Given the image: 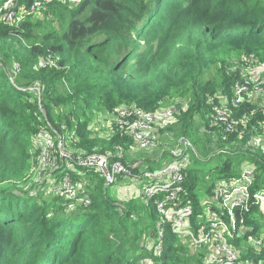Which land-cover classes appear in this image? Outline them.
<instances>
[{"label":"trees","instance_id":"16d2710c","mask_svg":"<svg viewBox=\"0 0 264 264\" xmlns=\"http://www.w3.org/2000/svg\"><path fill=\"white\" fill-rule=\"evenodd\" d=\"M4 1L0 62L19 65L22 80L14 84L0 71V264H142L145 259L150 264H218L209 262L207 249L193 253L189 238L179 239L168 225H163L164 248L158 254L161 218L156 209L143 199L136 206L116 207L106 199L109 185L95 170L69 161L56 169L59 183L69 176L82 186L89 206L57 193L51 201L39 199L15 183L40 150V131L48 130V123L58 131L52 132L57 154L63 135V150L74 157L104 155L139 170L143 158L135 157L138 145L132 136L115 123L110 136L90 128L97 112L116 115L121 108H137L174 109L178 136L199 146V159L225 157L205 192L199 191L198 170L190 166L186 171L193 228L201 195L211 196L215 180L240 172L243 163L257 168L254 191L264 189V145L254 151L242 149L248 143L236 146L237 140L264 134V107L253 104L259 93L253 80L262 82L263 92L264 80L258 73L249 76L251 93L244 94L237 109L230 107L235 119L247 120L246 126L227 132L213 127L211 119L214 108L230 102L238 82L247 80L243 70L264 68V0H83L72 8L59 0H16L17 6L3 9ZM37 1L53 15L67 12L60 31L41 33V20L8 18L23 11L29 17ZM242 57H247L244 66L234 65L232 59ZM31 86L41 88L42 101ZM255 108L258 112L251 115ZM261 207L253 205L245 214L249 231L233 241L242 246L248 237L263 238L259 255L251 247L241 252L243 260L254 263L264 262Z\"/></svg>","mask_w":264,"mask_h":264},{"label":"built area","instance_id":"2783aa9c","mask_svg":"<svg viewBox=\"0 0 264 264\" xmlns=\"http://www.w3.org/2000/svg\"><path fill=\"white\" fill-rule=\"evenodd\" d=\"M15 1H8L5 8L14 6ZM61 1L65 2V0ZM39 5L41 4L37 1L33 10ZM13 16L12 12L8 18L11 20ZM15 69L19 71L21 67L17 65ZM257 81L259 80H253V88L261 90L262 82ZM251 83L248 79L238 82L233 99L230 102L226 100V103L214 108L211 116L213 127L222 126L227 132H232L238 130L239 126H246L247 120L245 118L235 119L230 107L237 109L242 104L244 94L251 93ZM174 113V109L147 112L137 108H121L116 113L115 126L118 130L132 136L139 149H147L156 144L153 133L154 124L173 118ZM262 127L264 128V119ZM257 143L264 145L263 142ZM193 147L189 139H181V146L171 152L172 159L156 170H149V168L137 170L133 165L104 155L74 157L63 150L61 141L59 154L56 157L60 155L64 161L95 170L108 185H113L119 180H126L139 186L146 207L153 206L161 218L156 247L158 254H161L164 248L165 227L163 225H168L179 239L189 238L193 253L199 254L201 250H209L210 254L207 255L209 262L264 264L261 261L254 263L252 258L243 260L241 254L251 247L259 255L263 247V238L257 240L248 237L245 239L247 246L233 244L234 240L242 238L249 231L245 224V214L253 205L260 206L264 202V189L254 191L256 176L251 167L242 168L240 172L215 182L211 196L201 199L199 206L201 212L197 215L199 220L196 222L197 228L192 227L195 210L191 202H188L189 196L185 188L188 182L186 171L190 167L186 165L185 157ZM52 151L50 147L43 150L40 156L43 166L50 165ZM55 165L56 162L52 164L53 169H56ZM55 193L71 200H77L86 206L91 205V198L82 190V186L75 184L69 176L63 178L62 182L55 186Z\"/></svg>","mask_w":264,"mask_h":264},{"label":"rangeland","instance_id":"374dc122","mask_svg":"<svg viewBox=\"0 0 264 264\" xmlns=\"http://www.w3.org/2000/svg\"><path fill=\"white\" fill-rule=\"evenodd\" d=\"M8 1L11 2L14 0H5L3 2L4 3L3 9L5 8L6 3ZM59 1L62 2L61 0ZM82 1L83 0H65V2L63 3L69 6V8H72L77 4L81 3ZM14 4L15 6H17L16 1ZM48 8L49 6L39 5L38 7H36L34 11H32L34 12L33 14L30 15V13H27V15H30L29 17L22 15L24 11L21 12V15L19 12V15H17L16 17L15 16L12 17V21L13 20L15 21L16 19L18 21L26 19V20H31L33 22H35L36 20H41V29L39 30V32L43 33L45 30L48 29H54L60 31L61 28L63 27L62 25L64 24V21H66L68 18L67 12L66 14L64 12L65 14L64 16L60 12L53 15L48 11ZM244 59H247V57H245ZM244 59L243 57L239 59L235 58L232 59V62L235 65L236 61H238L237 63H240L241 66L242 65L244 66V62H243ZM0 64H1L0 71L1 70L5 71L8 77L11 79V81L14 84L16 83L18 85L19 81L22 80L20 75L21 70L17 71L15 67L14 66L11 67V65L7 67L3 62H0ZM256 70L253 71L243 70V73H241V77H243L244 79H248L249 76L258 73L259 77L264 80V68L258 69L257 72ZM28 89L31 92H34L41 100V93H42L41 88L31 86ZM258 92L259 93H254L255 94L254 100H256V102L253 104L256 106H258L259 104V107L261 108L260 103L263 104L262 101L264 100V92L261 90H258ZM251 107L254 108L253 105H251ZM255 109L256 110H254L251 115H255V113L258 112L257 108ZM115 120H116V115L114 114H109V113L105 114L103 112H97L95 113V115H93V122L91 123L90 128L92 130L97 129V131L102 135L110 136L108 134L112 133L114 129ZM200 122H201L200 119L196 121L198 127H200L201 125ZM175 124L176 121L173 118L171 120H165L154 124L153 133L156 142L155 146L147 149L138 148L135 156L137 159L143 158L142 159L144 163L143 167L146 166L148 168L149 166H151L149 165L150 163L152 164L156 162L165 163L170 159H172L171 152L173 150H177L181 146V138L178 136L179 133L177 131V126ZM47 125L49 128L48 130L43 128L40 131V135H39L40 150H36V154H34V156H32V158L28 160V162L26 163L25 174L19 179H17V182L15 184H17L18 187L22 188L25 192L28 191L31 192L32 194L33 193L35 195L37 194L39 199L45 198L46 200L51 201L55 196L54 195L55 189L53 183L55 185L59 183V179L58 178L56 179L57 177L56 175H58V171H56V169L60 168V166L62 165H66L67 162H65L60 155L56 157L57 152L54 151V147L56 145V136L53 135L52 132L58 133V131L53 127L51 123H48ZM60 138L64 147L65 136L60 135ZM250 139L251 142L249 141ZM244 140L245 137L240 141L237 140L238 143L236 144V146H241L245 143H248V145L242 147V149L247 151H254V149H257L259 146V143L257 142L264 143V134L254 135L253 137L247 138V141ZM47 146L53 149L52 151L53 155L51 156L50 165L43 166L40 156L44 149L49 148ZM226 149L230 150L229 147H227ZM197 150L201 153V150L198 145H196V147L194 146L192 150L188 151L185 157L186 165L187 166L190 165L192 169L194 168L195 170H198L196 175L200 182L199 191L205 192L204 189H207L211 185V183H213V179L216 173L218 172L215 169L224 162L223 160L225 159V157L217 156V157H213L210 161L205 162L203 158L199 159ZM164 152L167 153V155ZM132 154L135 155L134 152ZM54 162H56L55 165L56 169L52 168V164ZM70 168L75 169V166L71 165ZM251 168L254 170V172L257 169L255 166H251ZM217 181L218 179L215 180V182ZM205 197L208 196L205 194L201 195V199ZM106 199L112 202L116 207L122 209L127 208L128 207L127 204H133V206H136L137 204L143 203L138 186L133 182L126 180L119 181L113 185H109V187L106 190ZM260 206H262L260 210L264 211V202ZM261 232L264 233V223H261ZM253 239H255V237H253ZM145 244L148 246V250H151L152 242L150 240H146ZM241 245L247 246V242L244 241L241 243ZM148 263L150 264L151 262L145 259L143 260L142 264H148Z\"/></svg>","mask_w":264,"mask_h":264},{"label":"crops","instance_id":"0c3cea01","mask_svg":"<svg viewBox=\"0 0 264 264\" xmlns=\"http://www.w3.org/2000/svg\"><path fill=\"white\" fill-rule=\"evenodd\" d=\"M253 99H254V98H253ZM262 102H263V104L260 103V106L264 107V100H263ZM140 163H141V166H142L141 169H146V168H147L146 166H144L145 168L143 167L144 163H143L142 160L140 161ZM250 167H251V166L245 165V163H243L242 168H250Z\"/></svg>","mask_w":264,"mask_h":264},{"label":"water","instance_id":"95a60500","mask_svg":"<svg viewBox=\"0 0 264 264\" xmlns=\"http://www.w3.org/2000/svg\"><path fill=\"white\" fill-rule=\"evenodd\" d=\"M176 110H177V111L180 110V106H177V107H176Z\"/></svg>","mask_w":264,"mask_h":264},{"label":"bare ground","instance_id":"6f19581e","mask_svg":"<svg viewBox=\"0 0 264 264\" xmlns=\"http://www.w3.org/2000/svg\"><path fill=\"white\" fill-rule=\"evenodd\" d=\"M121 154V153H120ZM118 156V155H117ZM82 176V175H81ZM63 180V179H62ZM62 182V181H61ZM76 183V182H75ZM83 187H84V185H83ZM87 187V186H86Z\"/></svg>","mask_w":264,"mask_h":264}]
</instances>
